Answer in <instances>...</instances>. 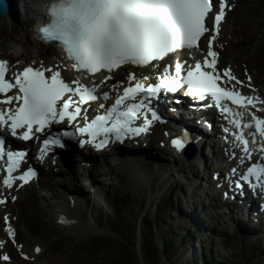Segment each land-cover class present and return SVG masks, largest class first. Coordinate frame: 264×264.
Segmentation results:
<instances>
[{"label": "snow or ice", "instance_id": "1", "mask_svg": "<svg viewBox=\"0 0 264 264\" xmlns=\"http://www.w3.org/2000/svg\"><path fill=\"white\" fill-rule=\"evenodd\" d=\"M214 3H218L219 8L210 18ZM5 7L3 0H0V10ZM226 7H230L227 0H50V19L42 33L45 38L62 43L68 56L74 60L72 67L77 71L95 74L106 69L112 72L125 64L143 66L162 61L177 50H200V41L205 33L214 31L216 35L219 34ZM209 20L211 25L207 23ZM215 39V35L211 37L203 60H198L194 67L189 66L186 75L181 73L185 71L187 61L175 63L174 75L172 66L166 67L155 85L146 86L147 77L137 80L136 75L131 74L129 79L136 83L125 88L112 107L90 122L84 116L86 123L78 126L76 131L82 136L87 134L91 139L82 143H93L100 149L106 147L112 137L122 142L126 137L147 132L153 121L160 120V116L146 100L158 97L162 91L174 92L187 86L192 96L200 100L210 97L226 112L230 108L225 101L241 108L264 103L258 97L244 96L235 86H226L230 81L241 82L232 75L231 69H217L218 53L211 50V42ZM8 71L7 61H0V97H3L0 98V125L9 126L13 136L18 134V129H24L19 135L22 140H32L36 133L44 132L53 123L66 119L75 121L82 115L81 105L98 99L95 86L89 87L79 80H66L59 70L29 66L16 73L14 79L6 78ZM46 72L51 76H46ZM221 80L225 86L218 82ZM13 89H18V94L8 95ZM104 98H109L108 93H104ZM13 102H16V107H4ZM148 113H151V119ZM140 117L145 121L143 126L133 127L134 121ZM252 121L256 129L252 135L264 137V119L252 114ZM253 123L247 126L252 127ZM63 135L71 137L75 133L65 132ZM187 140L185 134L183 139H174L172 143L183 150ZM242 142L244 151L248 152V141ZM52 145L65 147L58 137L44 139L41 159ZM4 149V141L0 140V158L5 156ZM260 151L264 152V143ZM6 155V186L11 187L17 178L27 183L35 175L29 170L19 177L13 176L27 155L25 151H8ZM250 177H255L264 186V164L252 165L241 179L247 181ZM9 231L15 235L11 228ZM3 259L8 260L9 257L4 256Z\"/></svg>", "mask_w": 264, "mask_h": 264}, {"label": "rangeland", "instance_id": "2", "mask_svg": "<svg viewBox=\"0 0 264 264\" xmlns=\"http://www.w3.org/2000/svg\"><path fill=\"white\" fill-rule=\"evenodd\" d=\"M32 1L19 0L22 9L17 10V20L14 16H0V59L10 60L11 65L44 61L54 66V58L48 59L46 56L47 53H54L52 46H48L42 55L36 53L32 46L36 34L33 32L35 20L26 19L31 13L23 8L25 3L32 7L38 5ZM233 3L235 8L229 12L220 36L223 54H237L234 67L242 73L241 77L249 75L253 78L254 88L261 93L264 92V0H235ZM232 42H235V46L231 45ZM16 46L24 54L16 56ZM201 149L205 159H212L207 154L208 147ZM156 151L150 150L148 154L149 159L150 156L159 157L155 161L156 169L148 163L142 170L138 166H131L138 171H145L144 174L149 172L151 180L147 178L143 181L141 177L131 175L126 169L128 166L111 163V171L103 174L104 177L99 176V189L95 195L89 182L86 183L76 167L73 171L78 175L73 173L76 177L73 184L66 178L64 186L55 188L54 184L59 179L43 176L37 184L22 190L18 200L11 202L12 219L17 231L15 243L8 241V248L14 253L12 262L28 264L24 257H20L17 246L30 242L31 245L41 244L44 250L42 260L32 261V264H113L112 261L119 255H130L129 258L139 261L128 264H155L147 261L142 246L144 234H149L146 221H150L155 226L154 241L160 250L158 264H170L163 251V236L166 232L174 231L180 236L192 226L198 227L202 234L196 240L192 238L187 241L177 251L175 263L188 264L201 256L204 249L215 248L229 257L232 264H264V238L245 236L239 229L233 230L225 217L221 216L220 219V209L213 206L214 199L207 192H213L208 189V182L214 166L206 168V163H198L190 168L184 166V157H175L173 152L164 149L158 150L159 153ZM54 167L51 166L50 173ZM69 192L79 194L80 214L85 221V225L82 222L74 229L60 227L56 219L57 210L65 208L62 202L69 200ZM111 193L128 195L125 209L129 215L128 221L118 220L119 217L114 214L109 201ZM34 218L37 225L33 228L31 221ZM194 219L201 223H195ZM0 226H3L2 212ZM4 236L5 233L1 232L0 242ZM177 242H181L180 237ZM133 244L137 257L131 254L134 251Z\"/></svg>", "mask_w": 264, "mask_h": 264}, {"label": "bare ground", "instance_id": "3", "mask_svg": "<svg viewBox=\"0 0 264 264\" xmlns=\"http://www.w3.org/2000/svg\"><path fill=\"white\" fill-rule=\"evenodd\" d=\"M6 1V2H5ZM36 4H42L43 2H46L47 0H33ZM32 1V2H33ZM4 2L7 4V11L4 13V15L8 16V17H13L16 18L17 20V10H21V6L19 5V0H4ZM22 4V3H21ZM33 5V4H32ZM25 11H28L29 13H31V15L29 14V17H27L26 19H29L30 21L35 20L36 17H34L37 8L36 7H32L29 3H25L24 7ZM16 14V16H15ZM3 16V15H0ZM19 20V19H18ZM29 30V29H28ZM35 33V31H33ZM221 38L219 37L216 40V44H215V48L216 46H218V48L220 49V51H218V63L220 64V70L223 71L225 69H231L232 74L236 75V80H240L241 79V74L240 72H238L236 70V67H234V65L237 62V54L233 53L230 54L229 56L223 54V47L221 46ZM32 46L35 48V52L39 53V54H43L46 53L47 50V46L46 44L42 43L39 39H37L35 36L33 37L32 40ZM235 42H232L231 45H234ZM20 46V45H19ZM32 49V48H30ZM21 48H19L18 46H16L15 48V55L19 56L22 54H24V52L20 51ZM23 50V49H22ZM207 50V47L205 46V41L203 42V44L201 45L200 51L202 52V56L205 55ZM32 51V52H34ZM35 54V53H33ZM35 57V56H34ZM25 60V59H24ZM29 63H25L23 64L22 62L19 64H14L11 67V71L12 72H19L20 69H22L23 67H26V65L28 66ZM21 65V66H20ZM40 67H47V68H51L53 69V71L59 70L61 72V75H63L67 80H77L76 76L72 73L71 69L69 68L66 59H64L62 56L60 55H55L54 56V66L52 65H46L45 62L39 63ZM155 65V66H154ZM160 67H162L161 63L159 62H152L151 64H149L146 67H142V68H137L134 70V72L136 73V77L137 80H142L144 79V76L141 74L142 71H146V72H151L153 73L154 71L158 70ZM251 72V71H250ZM255 77V76H254ZM92 78L94 80H96V82L98 83L97 86H99L100 88H102L104 91L110 90L111 92H118L121 90V82L122 81H128L127 83H134L135 81H132L129 79V75H127L126 71H117L114 74V79H115V84H111V83H104L103 81H101L99 78H97V76H92ZM148 80H146L145 82H147ZM107 85L109 87H107ZM251 85H253L251 83ZM241 88V87H239ZM262 98L264 100V92L262 91ZM106 100H101L100 102H95L92 103L91 105H87L86 106V110H85V115L89 114V112L95 110L96 108H98L99 106H101L102 103H104ZM188 104H184L182 105L180 108L181 109H187L189 111V109L187 108ZM167 116L169 118V128H173V126L175 125L176 121H174V118H176L175 116V112L167 110L166 111ZM197 120V121H196ZM173 121V123H172ZM190 124L193 126L194 123H198L203 121V117L202 116H195L190 120ZM190 124L186 125V127H190ZM206 124V123H205ZM203 125V124H202ZM167 126L164 128H168ZM185 125H181V128L184 129V131L188 134V138H190V144L193 143H198L200 144L201 148H207L208 147V156L212 159L207 160L205 159V157L203 156V151L201 148H199V154H197V156L192 159V160H188L189 162H185L187 159H184V166H189L191 167H195L196 164H202L205 166L206 168H209L211 166H214V171L212 174H214L216 172L219 173L217 174V176L215 175V179L211 178L209 179L208 182V189H210L213 192H207L208 195H210L212 197V199H214V203L213 206L214 207H220L219 202L220 199L218 198V194H216V192H214V189L216 187H213L214 184L221 183L224 182V177H223V172H228L232 167V163L230 161H227L226 158L228 159L230 157V155L234 152L233 150H214L213 154H212V147H213V141L211 140L213 137L211 136V134H206V128L201 127V130L199 132V128L198 126H193V132L192 131H188L186 130ZM209 129L212 128L215 129V124L214 122L211 123V126H208ZM207 128V129H208ZM199 132V133H198ZM199 136V137H198ZM151 142H152V151L156 153H159L158 150H166L168 152H173V156H177L179 155V157H183V155H185L186 157H190L192 155V153L194 152L193 148H191L190 151H187V154L185 152H177L172 149L169 145L165 146V147H161L159 145H157V143H161L162 141H165V135L163 134V132H160L159 129L155 130L153 135H151L150 138ZM195 147H197L198 145L195 144L193 145ZM151 154V153H150ZM97 156H102V158H106V154H97ZM146 160V157L142 156L141 154L138 155V157H134L132 159H119L117 161V164L121 167H127L126 169L129 170V173L131 175L134 176H138V178L141 177V180H147V178H150L151 174L149 172H147V174H144V172L138 171V169H134L131 166H138L139 169L142 170V168H145V163L147 166L148 163V159L144 162V160ZM157 159H159L158 156L152 157V164L154 165V168L156 169V164L155 161H157ZM213 159H217L213 160ZM97 160L96 155L94 154H90L88 156H82L81 159H79L76 155L72 156L70 160H68V163L66 165L65 162L60 163L58 168L56 170H54L49 176H47L48 178H58L57 183L54 184V187H62L65 185V180L66 178L68 179V181L73 184V182L76 180V177L73 175L77 174L76 172H74L73 170L76 167L77 172L81 175V177L86 181V183L89 182V185L92 187L93 189V194L95 195L97 190L99 189L98 186V182L97 180L99 179V176H103V174H107V172L111 171V162L108 161V159H104L102 162L99 163H95V161ZM222 161V162H221ZM132 162V163H131ZM161 162V161H160ZM131 163V164H130ZM204 166V167H205ZM153 167V166H152ZM97 169L99 170L97 172ZM68 171V173H67ZM149 171V170H148ZM128 172V171H127ZM132 172V173H131ZM221 172V173H220ZM134 173V174H133ZM206 173V172H205ZM78 175V174H77ZM108 176V175H107ZM104 177V176H103ZM151 180V178H150ZM33 185V184H32ZM47 185V184H46ZM31 186V185H30ZM48 186V185H47ZM49 187H53V186H49ZM25 188H28V186H26ZM75 189V188H74ZM22 191V189L20 190ZM67 198H69L68 202H62L65 206V208L63 209L62 207H60V209L57 210L56 212V219L57 222L60 224V227H68L70 229H74L75 227H78L80 225H82L81 223L84 222L85 225V221L83 220V215H81V201H78L80 196L79 194L75 193V192H69L67 194ZM1 196V195H0ZM3 196V195H2ZM4 197V196H3ZM4 208V212H11L12 213V217H13V208L11 207V204L8 203L7 205L3 206ZM2 208H0L1 210ZM241 210V208L239 206H237L235 204L234 206V211H239ZM196 211V210H195ZM218 214H220V219H222V214L218 212ZM222 216V217H221ZM199 218V217H198ZM195 220V219H194ZM197 223H201L200 220H195ZM225 221H227V224H232L233 226V230L239 229L240 233L243 235H248L249 237H256V238H264V218H257L254 219L252 216L249 217H244V216H237L234 217H230V218H225ZM16 225L15 223H12V228H15ZM3 228L0 226V233H3ZM2 246H0V250L2 249V251H8V245H7V240L4 241V243L2 242ZM18 252H20L25 258L28 264H32L33 262H37V261H41L43 258V254H44V250L42 249L41 244H33L31 245L30 242H27L25 244H19L17 246ZM37 249H39V251H37ZM13 254V252H12ZM0 264H4L3 262L0 261Z\"/></svg>", "mask_w": 264, "mask_h": 264}, {"label": "trees", "instance_id": "4", "mask_svg": "<svg viewBox=\"0 0 264 264\" xmlns=\"http://www.w3.org/2000/svg\"><path fill=\"white\" fill-rule=\"evenodd\" d=\"M128 202V195L118 194L111 195L110 204L114 214L119 217L118 220L128 221L129 215L126 213V207ZM147 229L149 234H144L143 241V251L147 257V261L155 262L158 264L160 250L154 241V229L155 226L150 221H146ZM200 236V231L197 227L192 226L190 229L185 231L182 235H176L174 231H168L163 236V251L165 258L170 264H178L174 262V258L177 256L179 249L190 239H197ZM178 237L181 238V242L178 243ZM135 244H133V252L131 253L133 257H137L138 253L135 251ZM120 256V257H119ZM117 259L113 260V264H123V263H135L139 262L129 258L130 255H119ZM129 259V260H127ZM133 260V261H132ZM188 264H232L229 257L224 256L216 250L215 248L204 249L201 256L197 257L194 261H190Z\"/></svg>", "mask_w": 264, "mask_h": 264}, {"label": "water", "instance_id": "5", "mask_svg": "<svg viewBox=\"0 0 264 264\" xmlns=\"http://www.w3.org/2000/svg\"><path fill=\"white\" fill-rule=\"evenodd\" d=\"M6 2V1H5ZM4 2L3 0V3L6 5V7L3 9V10H0V15H2L3 13H5L7 11V4Z\"/></svg>", "mask_w": 264, "mask_h": 264}]
</instances>
